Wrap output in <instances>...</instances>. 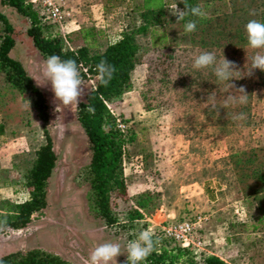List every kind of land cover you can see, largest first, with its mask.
I'll list each match as a JSON object with an SVG mask.
<instances>
[{
  "label": "rangeland",
  "instance_id": "374dc122",
  "mask_svg": "<svg viewBox=\"0 0 264 264\" xmlns=\"http://www.w3.org/2000/svg\"><path fill=\"white\" fill-rule=\"evenodd\" d=\"M96 1L66 0L70 17L65 24L51 28L53 34L67 40L66 49L86 45L91 52H102L122 31L139 25L137 14L131 10L132 0L120 1L107 10L97 7ZM204 4L206 16L227 11L217 0ZM170 9L168 15H172ZM0 12L14 29L15 47L11 57L22 64L45 98L49 114L45 129L57 158L48 180L46 208L34 214L24 229H0V258L18 251L40 249L71 264H86L96 246L114 242L121 244L124 253L117 257V264H125V245L136 239L140 231H158L169 222L199 212L208 217L202 230L210 243L206 255L219 257L228 264H264V230L251 228L264 212V194L262 198L253 197L240 189L238 175L229 160L228 138L214 139L204 131L199 135L197 129L178 124V113L195 117L192 106L178 109L176 101L172 107L177 114L167 119H162L157 111L143 108L147 72L163 52L151 47L150 36L137 37L144 55L143 62L133 72L132 90L110 106L118 121L126 126L121 132L133 135V140L126 146L123 165L127 198L111 195L112 220L106 224L94 206L88 176L91 150L76 119L78 105L60 104L56 111L51 84L44 85L47 83L43 76L46 59L27 36L26 20L1 3ZM77 26L79 29L74 31ZM3 36L0 24V42ZM167 37L170 47L188 54L185 51L191 49L189 33L181 32L174 25ZM81 79L85 89L80 100L83 102L97 78ZM36 81L44 86H38ZM254 112L255 138L264 146V90L261 88L255 89ZM43 129L34 98L13 89L0 72V183L7 193L5 201L16 203L27 197L24 176L33 164L36 151L45 143ZM262 160L263 156L258 163ZM145 193L152 200H148L143 219L129 221L133 198ZM3 215L0 208V222Z\"/></svg>",
  "mask_w": 264,
  "mask_h": 264
},
{
  "label": "trees",
  "instance_id": "16d2710c",
  "mask_svg": "<svg viewBox=\"0 0 264 264\" xmlns=\"http://www.w3.org/2000/svg\"><path fill=\"white\" fill-rule=\"evenodd\" d=\"M124 0H103L102 8L107 10ZM208 0H189L193 5L205 6ZM227 10L204 18L187 17L185 21L176 23V17L167 11L177 2L180 9L184 8L179 0H132L139 25L124 30L118 39L108 44L102 52H91L86 45L75 50L66 49L63 36L53 34L51 28L55 24L44 22L38 9L27 0H0L2 5L12 8L27 22L26 34L33 46L44 59L51 55H59L62 60L75 59L79 66L80 76L84 79L97 78L96 65L107 60L114 65L116 72L107 85L96 80L95 85L80 102L76 111V119L84 131L91 150L88 166L90 189L94 206L98 215L111 224V195L127 198L124 178V157L126 146L133 140V135L122 133L117 125L118 119L111 109V104L119 101L122 96L132 90V75L135 68L143 62V53L138 44V36H150L151 47L163 52L152 62L146 75L147 89L142 95L143 108L146 111H157L162 119L177 114L173 111V103L178 102V109L189 108L195 117L178 113L177 123L191 126L211 134L214 139L228 138L230 158L238 175L240 189L253 197L262 198L264 194V146L259 145L255 138L256 118L254 112L255 89L264 90V72L254 70L249 77L243 75L251 67V58L256 50L248 47L245 25L249 20L264 22V0H217ZM189 19H196L197 29L189 33L191 49L188 54L179 53L170 47L167 33L174 25L181 32ZM42 21L44 22L42 24ZM0 24L4 36L0 42V72L5 74L7 83L21 95H31L38 118L42 121L45 143L36 151L35 159L24 176L25 188L28 192L25 200L12 203L0 201L6 221V227L12 230L24 229L34 214L41 213L47 206L48 180L56 165V155L46 124L49 120L47 104L42 92L34 85L22 64L11 57L15 47L14 29L8 18L0 12ZM93 30V29H90ZM89 31V30H88ZM86 30V32H88ZM85 32V33H86ZM87 41V37L85 39ZM201 51L214 52L217 59L223 55L234 61L242 73L237 74L238 80L232 81L237 87H244L248 94L243 105L219 109V117L215 111L203 105L207 102V94L217 92V107H222L219 98L223 99L228 91L227 84H217L216 77L209 70H195L193 59ZM160 91V94L158 93ZM91 109L89 111L88 109ZM186 110V109H185ZM227 112L229 118L227 119ZM245 113L243 121H233L232 114ZM248 196V195H247ZM152 196L149 193L133 198V208L129 212V221L143 219ZM254 231L264 230V212L251 225ZM155 238V237H154ZM156 249L143 261V264H228L213 255H197L189 249H183L163 238H158ZM0 264H71L57 255L40 249L25 252H14L0 258Z\"/></svg>",
  "mask_w": 264,
  "mask_h": 264
},
{
  "label": "clouds",
  "instance_id": "9594fccd",
  "mask_svg": "<svg viewBox=\"0 0 264 264\" xmlns=\"http://www.w3.org/2000/svg\"><path fill=\"white\" fill-rule=\"evenodd\" d=\"M179 3L184 5L183 9L178 7L177 2L171 6L169 10L176 17V23L185 21L187 17L204 18L206 12L201 5H193L189 0H179ZM197 29L196 19H189L184 24L186 33L195 32ZM248 47L256 50L251 58V67L247 68L249 61L245 64L247 70L243 75L251 77L254 70L264 72V22L256 19L249 20L245 25ZM192 67L195 70H211L216 77L217 84H227L228 91L223 99L219 98L222 107H217V92L207 94V102L203 105L215 111L219 117V109L230 106L243 105L247 102L248 94L244 87H237L232 81L238 80L237 74L242 73L238 65L234 61H229L223 55L222 59H217L214 52L201 51L196 55L192 62ZM98 73L97 79L104 85H107L116 72L114 65L108 63L107 60H101L96 65ZM43 76L47 81L46 84H51V91L54 93V103L57 104L56 111L59 105L71 106L79 104L81 98L85 94L83 81L80 76L79 66L75 59L62 60L59 55H51L44 62ZM38 86H44L39 84ZM91 111V109H88ZM226 118H229L227 112ZM233 121H243L246 119L245 113L232 114ZM6 221L0 222V229L6 228ZM159 244V239L154 238V234L150 229L142 230L137 235L136 239L127 241L126 261L125 264H143V261L148 255L153 252ZM120 243L105 242L96 246L90 253L86 264H117V257L123 255Z\"/></svg>",
  "mask_w": 264,
  "mask_h": 264
},
{
  "label": "built area",
  "instance_id": "2783aa9c",
  "mask_svg": "<svg viewBox=\"0 0 264 264\" xmlns=\"http://www.w3.org/2000/svg\"><path fill=\"white\" fill-rule=\"evenodd\" d=\"M36 7L44 22L62 25L70 17L67 11L66 0H27ZM120 131H124L126 126L118 121ZM6 191L0 183V201L5 200ZM208 221L207 215L203 213H193L183 217L180 221L169 222L158 231H152L155 238H163L183 249H189L197 255L209 254L207 249L210 244L202 234L203 226Z\"/></svg>",
  "mask_w": 264,
  "mask_h": 264
},
{
  "label": "crops",
  "instance_id": "0c3cea01",
  "mask_svg": "<svg viewBox=\"0 0 264 264\" xmlns=\"http://www.w3.org/2000/svg\"><path fill=\"white\" fill-rule=\"evenodd\" d=\"M97 7L102 8L103 0H98L95 2ZM79 29V26L75 27L74 31H77Z\"/></svg>",
  "mask_w": 264,
  "mask_h": 264
}]
</instances>
